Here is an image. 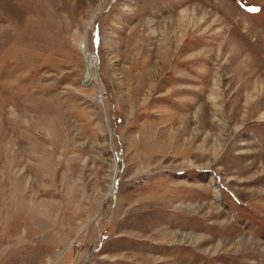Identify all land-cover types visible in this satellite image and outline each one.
<instances>
[{"label":"rangeland","instance_id":"374dc122","mask_svg":"<svg viewBox=\"0 0 264 264\" xmlns=\"http://www.w3.org/2000/svg\"><path fill=\"white\" fill-rule=\"evenodd\" d=\"M0 264H264V0H0Z\"/></svg>","mask_w":264,"mask_h":264},{"label":"bare ground","instance_id":"6f19581e","mask_svg":"<svg viewBox=\"0 0 264 264\" xmlns=\"http://www.w3.org/2000/svg\"><path fill=\"white\" fill-rule=\"evenodd\" d=\"M253 108V107H252ZM115 161H116V159H115ZM117 162V161H116ZM115 176H116V174H115ZM116 183H117V181H116V179L114 178V181H113V189H114V191H116V189H115V187H116Z\"/></svg>","mask_w":264,"mask_h":264}]
</instances>
